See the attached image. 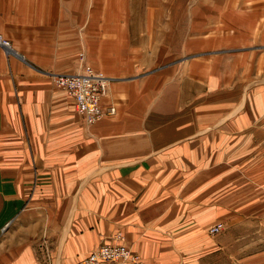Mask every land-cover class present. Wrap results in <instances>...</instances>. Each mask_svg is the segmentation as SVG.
Masks as SVG:
<instances>
[{"label": "crops", "instance_id": "1", "mask_svg": "<svg viewBox=\"0 0 264 264\" xmlns=\"http://www.w3.org/2000/svg\"><path fill=\"white\" fill-rule=\"evenodd\" d=\"M127 1L108 2L112 31ZM246 1L197 43L225 50L173 71L100 70L117 111L93 125L52 79L83 53L93 66L79 15L58 0L4 9L16 48H0V264H78L117 232L148 264H264V6L245 14ZM111 35L100 52L127 62Z\"/></svg>", "mask_w": 264, "mask_h": 264}, {"label": "rangeland", "instance_id": "2", "mask_svg": "<svg viewBox=\"0 0 264 264\" xmlns=\"http://www.w3.org/2000/svg\"><path fill=\"white\" fill-rule=\"evenodd\" d=\"M23 1L39 0H0V20L1 15L3 17L4 14L9 13V11H4V9L22 7ZM58 1L61 2V6L68 12H76L79 15V43L84 45L80 53L83 51L88 53L86 41L88 38L94 37L95 45L92 53L94 55L92 57L88 53V58L92 57L97 60L98 62L94 63L91 61L93 59H90V63L95 69L103 71L110 77L109 66L111 68L122 67L127 71L125 64L130 63L132 67L131 75L162 70L173 71L188 67L197 60L195 55L208 53L207 55L211 56L218 51L225 50L226 47H202L198 46L197 43L199 40L209 42L210 39L214 38L215 29L224 23V18H222L223 11L231 5V1L235 0H128L129 9L120 11L121 17L117 22L118 24H116L115 31L111 30L109 12L106 9L108 2L111 0ZM246 2L247 4L244 6H248V8H244L245 14L247 10L252 12L254 9L257 12L264 6V0H247ZM149 6L153 8L154 12L155 10L157 12V14L152 16L154 23L152 30L147 25V14L145 13L147 11L146 7ZM170 21L172 22L171 26L168 25ZM91 22L95 24L94 34H92L93 36H87V30ZM0 34L10 40L11 49L16 48L13 41L4 32L0 31ZM111 34H115V42L111 43L113 50L119 51L120 54L123 52V55L126 50L129 55L127 56L129 58L127 62L122 56L120 58L124 62L121 63L117 60L107 59L100 52V45H102V48H104V45L108 46L107 42L112 37ZM141 38L145 39L143 43H140ZM189 43L191 45H188ZM0 48L3 49L7 57L14 55L10 52L7 54L5 48L1 45ZM123 73L121 72V74ZM52 79L55 85L58 86L53 76ZM121 234L123 235L122 232Z\"/></svg>", "mask_w": 264, "mask_h": 264}, {"label": "built area", "instance_id": "3", "mask_svg": "<svg viewBox=\"0 0 264 264\" xmlns=\"http://www.w3.org/2000/svg\"><path fill=\"white\" fill-rule=\"evenodd\" d=\"M0 45L6 49L11 42L0 34ZM83 55H81V59ZM54 79L69 96L75 99L78 112L90 124L115 113V107L105 108L103 99L108 95V78L90 66L82 65V72L55 75ZM223 224L214 225L210 233L216 234L223 230ZM78 264H147L138 254L124 243L121 232L115 233L109 240L103 242Z\"/></svg>", "mask_w": 264, "mask_h": 264}, {"label": "bare ground", "instance_id": "4", "mask_svg": "<svg viewBox=\"0 0 264 264\" xmlns=\"http://www.w3.org/2000/svg\"><path fill=\"white\" fill-rule=\"evenodd\" d=\"M5 39H6V38H5ZM7 40H8V39H7ZM9 41H10V40H9ZM5 50H6V49H5ZM9 52H10V53H13V54L15 53V52H14V49H11V47L8 48V52L6 51L7 54H9ZM81 55H83V58L81 59L82 62H81V64H80V65H81V66H80V71H78V72H82V65H83V64H85L86 66H90L91 68H93V69L96 70V71H99V70L95 69L93 66H91V65H89V64L86 63V60H85V54H84V53L81 54ZM78 72H76V73H78ZM99 72H101V71H99ZM101 73H103V72H101ZM71 74H72V73H71ZM103 74H104V73H103ZM60 75H65V74H60ZM104 75H105V74H104ZM105 76H106V75H105ZM106 77H107V76H106ZM107 78H108V95H109L111 79H110L109 77H107ZM58 87H60V86L58 85ZM60 88H61V87H60ZM61 89H63V88H61ZM63 90H65V89H63ZM65 91H66V90H65ZM66 92H67V91H66ZM108 95H107V96H108ZM105 98H106V97H105ZM105 98H104V99H105ZM104 99H103V100H104ZM74 100H75V99H74ZM103 106H104V105H103ZM104 107H105V106H104ZM109 107H115V106H109ZM109 107H105V108L107 109V108H109ZM76 109H77V108H76ZM115 110L117 111V108H116V107H115ZM77 111H78V110H77ZM116 111H115L114 114H116ZM78 113H79V112H78ZM79 114H80V113H79ZM114 114H112V115H114ZM80 115H82V114H80ZM82 116H83V115H82ZM106 116H111V115H105V117H106ZM102 119H103V118H102ZM85 121H86V120H85ZM99 121H100V120H98L97 122H99ZM97 122H95V123H97ZM86 123H87L88 125H93V124H95V123L90 124V123H88L87 121H86Z\"/></svg>", "mask_w": 264, "mask_h": 264}]
</instances>
